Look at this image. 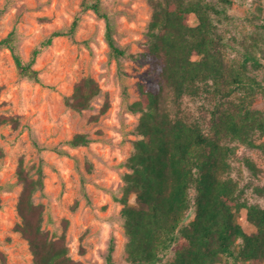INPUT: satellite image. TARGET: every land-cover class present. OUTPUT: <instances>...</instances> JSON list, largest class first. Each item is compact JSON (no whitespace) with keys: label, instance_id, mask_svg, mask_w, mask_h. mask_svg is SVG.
<instances>
[{"label":"rangeland","instance_id":"1","mask_svg":"<svg viewBox=\"0 0 264 264\" xmlns=\"http://www.w3.org/2000/svg\"><path fill=\"white\" fill-rule=\"evenodd\" d=\"M83 1L0 0V40L14 32L26 62L35 49H41L34 67L42 81L21 77L11 52L0 49V149L4 152L0 158V264L33 263L27 241L15 231L21 221L17 200L22 185L16 174L21 159L34 177L42 166L44 186L35 193L34 202L45 207L44 230L53 238L64 234L74 260L107 264L112 247L113 264H130L119 199L124 194L123 176L129 172L126 162L139 139L140 115L131 112L129 105L139 100L140 85L151 89L159 85L150 64L138 58L147 49L153 8L150 0H102L114 23L116 42L126 52L116 57L105 38L104 19L93 10L82 11ZM205 1L221 11L213 19L223 37L228 70L258 83L252 107L264 112V0ZM77 18L74 38L58 37L51 46L42 47L54 31H67ZM197 22L192 15L189 24ZM84 77L94 78L101 93L89 109L77 112L65 99ZM172 94L164 86L161 111L172 117L199 119L201 111L206 113L212 106L205 95H186L176 101ZM244 95L238 89L229 99L236 101ZM107 102L109 107L102 112ZM3 116L19 117V127L3 124ZM77 134L86 135L90 142L70 146L68 141ZM254 140L264 144L260 133ZM227 144L236 155L226 177L237 181L249 204L264 208V194L255 192L264 189V146L248 147L230 140ZM245 158L256 164L257 173L248 169ZM130 203L135 204L133 197ZM192 218L191 213L187 222ZM238 221L248 234L256 231L246 210L240 212ZM178 244L154 264H174Z\"/></svg>","mask_w":264,"mask_h":264},{"label":"trees","instance_id":"2","mask_svg":"<svg viewBox=\"0 0 264 264\" xmlns=\"http://www.w3.org/2000/svg\"><path fill=\"white\" fill-rule=\"evenodd\" d=\"M150 4L153 13L147 49L138 58L150 64L159 85L152 89L140 85L139 100L129 105L140 118L136 127L139 139L126 162L129 172L123 176L124 194L119 199L128 237L127 260L130 264H154L183 240L175 251L174 264H264V208L249 204L237 181L226 177L236 155L227 141L264 146L254 140L256 133L264 136V112L252 107L258 83L228 70L223 37L213 19V14L221 11L213 4L205 0H150ZM81 6L82 11L93 10L104 19L111 52L116 57L125 56L102 0H84ZM192 15L198 20L196 26L189 24ZM78 22L77 18L67 31H54L42 47L51 46L58 37L74 38ZM0 49L11 52L21 77L42 82L34 67L41 49H35L30 60L24 61L14 32L0 40ZM164 86L176 101L186 95H205L212 106L206 113L201 111L199 119L172 117L161 111ZM238 89L245 95L236 101L229 99ZM100 93L98 82L84 77L65 103L83 112ZM108 107L107 102L102 112ZM1 122L15 129L20 125L19 117L14 116H3ZM89 142L86 135L77 134L68 144L77 147ZM3 156L0 149V158ZM243 162L258 172L253 161L245 158ZM18 165L16 174L22 190L17 212L21 221L15 231L27 241L32 264H84L69 255L64 234L53 238L43 228L45 207L34 202L35 193L44 186L42 166L34 177L23 159ZM255 192L263 195L264 189L256 188ZM132 197L134 205L130 203ZM242 210L247 211V220L256 228L254 233L248 234L239 223ZM191 213L193 218L187 222ZM112 252L111 247L107 264H113Z\"/></svg>","mask_w":264,"mask_h":264}]
</instances>
